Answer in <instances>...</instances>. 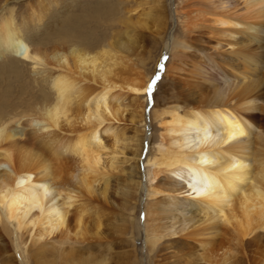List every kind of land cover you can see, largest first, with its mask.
I'll return each mask as SVG.
<instances>
[{"label": "bare ground", "instance_id": "1", "mask_svg": "<svg viewBox=\"0 0 264 264\" xmlns=\"http://www.w3.org/2000/svg\"><path fill=\"white\" fill-rule=\"evenodd\" d=\"M164 1L167 4V0H151V4L148 1V11L145 9L142 15L153 18L158 25L162 16L159 12L154 15L153 7L159 9ZM62 3L37 0L29 7L28 19L39 26L53 4L56 7L52 13L58 15ZM186 3L193 7L189 11L198 12L189 16L185 25L188 34L197 25L225 37L239 34L240 42L227 40L226 43L239 44L238 55L244 58L247 67L259 62L260 45L252 46L250 39L260 35L264 0H187ZM240 5L241 9L237 7ZM1 10L0 65L9 67L14 62L12 66L16 64L19 68L21 64L31 66L33 81L39 87L32 113L12 121L0 120V222L22 264H29L31 258L36 264L109 263L106 255L93 257L91 250L80 252L64 245L55 246L56 252L51 245L57 239L73 237L80 243L95 239L96 245L103 244L99 240L104 232L100 214L105 212L101 207L107 209L106 201L112 195L109 180L115 170L124 173L122 177L126 181L125 228L136 221V201L141 192L145 193V244L150 258L158 264H168L171 257L179 260L174 259L173 264H182L183 259L175 254L179 251L166 255L163 250L176 246L185 254L189 240L199 242L204 255L216 253L230 241H236L237 250L244 255L248 244L255 238L259 240L256 236L264 229V148L253 146L250 138L254 129L257 130L254 115H247L237 105L241 100L250 104L255 99L244 98L254 81L243 82L228 96L217 89L200 93L201 96L196 92L185 93V81L178 75L179 61L171 59L165 75L182 99L174 104L157 101L150 111L151 122L159 119L163 127L159 144L154 148V134L148 136L144 128L146 97L142 95L149 91L148 78L141 68L144 61L139 69L127 63L129 59L124 51L133 45L128 32L130 38L127 34L128 39L123 40L117 29H112L106 40L95 43L98 41L95 36L84 32L79 23L67 24L53 38L56 41L47 53L41 49V39L28 30V22L19 23L11 8L2 6ZM129 11L116 15L113 12L110 15L113 24H121L126 30L133 27L136 22L127 14ZM175 14L179 23L177 3ZM166 30L165 26L161 40L172 53L176 37L171 33L166 38ZM193 79L198 82L192 81L191 85L203 84L199 78ZM163 88L168 94L173 89L166 84ZM124 94L129 95L131 122L137 124L127 135L115 123L121 115L116 102ZM238 96L241 98L234 103ZM15 123L23 126L22 133L18 134L12 125ZM27 136L32 141L35 139V145L31 143L34 149H29L32 155L27 152L26 145L31 142ZM145 138L149 142L146 156ZM142 160L147 166L141 171ZM172 211L179 212V219ZM168 218L173 221L168 222ZM178 222L183 225L177 226ZM226 252L221 256L223 259Z\"/></svg>", "mask_w": 264, "mask_h": 264}, {"label": "rangeland", "instance_id": "2", "mask_svg": "<svg viewBox=\"0 0 264 264\" xmlns=\"http://www.w3.org/2000/svg\"><path fill=\"white\" fill-rule=\"evenodd\" d=\"M36 1L37 0H0V13L2 14V6H4V9H13L16 20L21 24H25L22 22L23 20L28 22V30L31 31L34 36L41 39V49L44 48L47 53L51 52L52 44H54L56 41L55 37L59 35L57 33H59L62 28L65 29L67 24L74 25L79 23L84 32H87L89 36H95V39L98 40L97 42L94 41L95 43H98L99 39L101 41L106 40V36L112 29H117L116 31L120 36H122L123 40H126L132 36L133 45H130V41L132 42V40L129 39L130 41L128 45L131 47L129 46V52L124 51V55L126 54L129 59L127 63H130L135 69H139L141 67V63L144 61V66L141 68L147 74L148 84L152 85L151 90L142 95L143 97H146L144 98L146 102L144 128L146 129V134L148 136H150L151 133L154 134L152 147L156 148L159 144V135L161 136L163 127L159 119L153 123L151 122L149 115L150 111L152 112V109L157 101V103L167 102L174 104L177 102V100L181 101L182 99L181 95L175 93L177 89H175V87L169 83V76L165 75L170 60L173 59L177 62L178 59L179 62L177 64H179V67H181L178 75L181 80L185 81V93L189 91L196 92L198 96H201L200 93L204 95L210 91V89H217L222 95L228 96L233 90H238L243 82L254 81L252 90L249 89L247 94L244 96V98H255L251 101L252 106H250L251 103L244 104L245 102L242 100L237 103L236 100H239L241 96L234 98L233 102H236L237 105H239L243 110H246L245 112L248 113L247 115H254V118L252 119H254L256 122L257 130L254 129L250 138H253V146L257 145L261 148H264V21L262 22L261 31L260 35H258V38L252 36L250 39L252 41V46H255L257 43H259L260 46L258 51H260L262 57H260L259 62L257 61L258 65L254 63L247 67V65L243 63L244 58H241L240 55H238L237 49L239 44L233 45V43H226L227 40H236L240 42L242 38L239 34H234L233 37H225L214 32L210 33L209 29L205 28L203 25H199V27H197V25V28L195 27L193 29L195 32L193 31L188 34L185 31V25L187 21H189L188 19H190L189 16H194L198 13L195 9V12H192L191 10L189 11V9H193V7L190 8L187 6V0H167V4L166 1H164V3L159 6V9L153 7V14L158 15L157 13L159 12V14L162 16V21L158 25L156 20L153 18L142 15V12H144L145 9V11H148L147 9L151 4V0H135L136 3L134 0H60L61 3H64H62L61 7H59L60 9L58 15L52 13L54 10L53 7H56V4H53L52 9L49 11V15L45 17L44 21L39 26H36L33 21L28 19V13L30 12L29 7L31 4H35ZM176 3L178 16L180 17L179 23L175 14ZM237 7L240 8L242 5ZM121 11H129L130 13L127 14L133 17L132 19L136 22V25L134 24L133 27L127 28L126 30L121 24H113L110 15H113V12L114 15H116ZM205 14L210 15L208 12H205ZM196 19L198 20L199 17ZM165 26L167 27L165 32L166 38H168L171 33H173L176 37V43L172 53L170 52L169 48L164 46V43L161 40L162 32ZM128 30H130L134 37ZM127 32L130 34V36ZM126 36L128 38H126ZM102 38L104 39L102 40ZM181 45L183 46L182 48ZM185 45H187V47L184 50ZM13 63L8 64L9 67L5 66L4 68H2L0 65V120L12 121L15 117L32 113L35 106V95H37L39 92V87L36 82L33 81V74L30 71V68L32 69V67L29 65L22 66L21 64L19 68V65L16 64L12 66ZM135 69L132 71H135ZM193 77L199 78V82H202L203 84L191 85L192 81H197V79H193ZM165 84L166 86L173 88L171 94L165 93L163 91ZM127 98L128 101H126ZM119 102L120 104H118ZM119 102H116V105H120V114H124L122 116L119 115V119L115 120V123L119 124V129H121L123 135L125 133L127 135L129 131L131 133V127L134 126L135 128L137 124L134 121L131 122L132 117H130L128 114V109H131V107L128 105L129 95H122ZM124 103L127 105V108H125L126 105H124ZM123 106H125L124 108L126 110H124ZM12 125L15 127L16 131H19L18 134L23 132L22 125L17 123ZM139 125L142 124L140 123ZM258 131H260V134H258ZM30 139L31 142L29 141L27 145L25 143L23 145H26L27 148L29 147L28 149L26 148L27 152L29 154L31 153L32 155L33 152H31L32 150L29 151V149H34V146L31 143H34L35 145V142H33L35 139L33 138V141L32 138ZM148 143V139L145 138V148L143 151L145 156L149 148ZM144 158L146 159V157ZM146 164L147 163L145 160H142V163L140 162L139 165L141 171L147 166ZM111 174H113L114 177V179L111 177L112 179L109 180L111 189L110 193L112 195L106 201V203L108 202L106 204L107 207L105 206L104 208L107 209L104 211V209L102 210L101 207V211L105 212V214H100V220L102 222L101 224H103L101 227L105 233H102L103 237L99 240L103 241L101 242L103 244L96 245L95 239H91L92 241L89 239L91 244L87 242L88 239L87 241H84V243H80L75 241L73 237L69 240H65L63 238L57 239L54 244L51 245L53 246L52 248H54L56 252H58L57 247L59 248L60 246L64 245L65 247L73 246V249L80 252H89L91 250L90 253H92L91 255L93 257L98 255H106V257H108V264H158L154 258H150V253L145 244V193L141 192L140 199L137 198L138 201H136L137 205L134 209L136 221L134 223H129L128 227L125 228L126 223H124V218L126 217L128 211L126 208L127 201H125L123 197L124 185L126 182L122 177L124 173H119V171L115 170ZM142 182H144V175H142ZM113 190H115V192ZM113 192L116 194V196L113 194ZM184 193L186 194V192ZM184 193L180 194V196L182 197ZM180 196L178 195L179 198H181ZM131 197L132 196H130V198ZM112 200H114V202H112ZM131 202H133V200ZM173 212L175 214L174 216L178 218L179 212L172 211V213ZM168 219L170 220V218ZM168 219H163L162 221L166 222ZM172 221L173 220H170L168 222ZM178 223L177 226L183 225L180 224V222ZM259 232L261 233L256 236L259 240L256 238L253 239V242L248 244L246 247V257H243L245 254L242 255L241 252L238 251L239 246L236 241H230L226 243L225 246H223L224 248H221V250L219 249L216 253L206 252L205 255L202 254L203 250L200 243L193 240H189L191 243L188 245L190 246L187 245V247H189V251L186 250L187 252H185L184 249L186 255L183 254V251L180 250V247L176 246H171L173 249L170 247L167 248V250H163V252H166V255H169L170 253L172 254V252L179 251L175 254L176 256H179V259L181 258L180 260L183 259L181 261L182 264H264V229H260ZM1 234L6 236V240H3V236ZM152 236H154V234ZM159 236L167 235L161 234ZM132 237L134 239H132ZM169 241L171 242V240ZM0 247L2 251L0 252V264H22L18 258L19 254L17 252L15 253L16 250L13 244L11 243L8 235L2 229L1 222ZM36 247L37 245H35V247L33 246V248ZM225 250H227V252L224 254L225 256L223 259L221 256ZM87 254L90 255L89 253H86V255ZM174 259L179 261L178 257H171L167 259V263L173 264L175 262L173 261ZM29 264L36 263L31 258Z\"/></svg>", "mask_w": 264, "mask_h": 264}, {"label": "snow or ice", "instance_id": "3", "mask_svg": "<svg viewBox=\"0 0 264 264\" xmlns=\"http://www.w3.org/2000/svg\"><path fill=\"white\" fill-rule=\"evenodd\" d=\"M152 85H149V90H151Z\"/></svg>", "mask_w": 264, "mask_h": 264}]
</instances>
